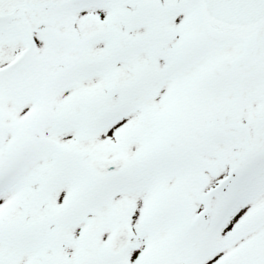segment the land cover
I'll return each instance as SVG.
<instances>
[{
  "label": "snow or ice",
  "instance_id": "6c2138e0",
  "mask_svg": "<svg viewBox=\"0 0 264 264\" xmlns=\"http://www.w3.org/2000/svg\"><path fill=\"white\" fill-rule=\"evenodd\" d=\"M0 264H264V0H0Z\"/></svg>",
  "mask_w": 264,
  "mask_h": 264
}]
</instances>
